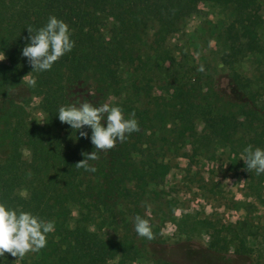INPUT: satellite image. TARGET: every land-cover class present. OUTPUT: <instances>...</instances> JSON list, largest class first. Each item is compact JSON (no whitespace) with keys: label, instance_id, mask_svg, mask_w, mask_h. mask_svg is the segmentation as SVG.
<instances>
[{"label":"trees","instance_id":"16d2710c","mask_svg":"<svg viewBox=\"0 0 264 264\" xmlns=\"http://www.w3.org/2000/svg\"><path fill=\"white\" fill-rule=\"evenodd\" d=\"M259 1L0 0V54L6 60L0 63V202L55 222L54 232L47 235V246L35 253L34 264H109L117 257L114 264H125L137 257L140 251L131 239H102L84 226L69 228L70 206L93 211L120 195L126 182H132L140 193L149 184H160L169 170L162 160L165 149H175L177 142L184 143L190 137L195 118L200 119L203 130L193 137V145L216 143L241 156L248 145L264 149V103L235 71L228 74L232 95L218 96L225 107L228 105L222 112L200 106L199 96L184 88H175L169 95L170 110L153 113L122 97V75L139 69L144 63L141 58L166 55L161 46L201 2L229 9L231 26L240 30L249 49L260 51ZM50 16L68 24L75 46L51 70L32 72L22 55L30 42L27 28L38 30ZM30 72L43 93V126L25 120L22 105L26 90L21 77ZM78 86L101 98H119L125 118L134 112L141 129L125 142L118 141L113 149L99 152L98 160L89 161L97 169L94 173L75 167L85 158L82 153L96 151L91 129H81L88 133L84 138L58 118L59 108L69 105V93ZM167 117L173 122L170 142L160 132ZM23 146L30 152L27 163L22 160ZM134 153L139 156L137 160L132 157ZM26 172V203L16 208L4 198ZM80 216L83 220L87 217L83 213ZM162 253L169 255V250ZM178 256L194 264L193 257L182 248Z\"/></svg>","mask_w":264,"mask_h":264},{"label":"rangeland","instance_id":"374dc122","mask_svg":"<svg viewBox=\"0 0 264 264\" xmlns=\"http://www.w3.org/2000/svg\"><path fill=\"white\" fill-rule=\"evenodd\" d=\"M258 14L262 20L257 29L260 51L249 49L240 30L231 26L229 9L199 3L196 12L180 21L161 46L166 55L141 58L144 63L139 69H129L122 75V97L153 113L170 110L169 95L175 88H184L199 96L200 106L222 112L228 105L225 107L218 96L232 95L228 74L235 71L264 103V0L259 1ZM201 65L203 72L198 71ZM26 75L21 77L26 90L22 105L25 120L43 126V93L23 81ZM84 100L96 106L106 102L118 106L120 102L113 96L101 98L81 86L70 91L69 105L79 106ZM172 128L173 122L167 117L160 132L169 142ZM202 130L203 124L197 117L190 137L184 143L177 142L175 149H165L162 160L169 170L160 184H149L140 193L132 182H126L120 195L93 211L72 204L67 226H84L102 239H131L140 254L125 264H187L184 257L178 256L181 248L193 257L194 264H264L262 174L248 172L241 155L226 147L216 143L193 145V137ZM157 136L160 140L161 135ZM132 157L139 158L136 153ZM22 160L30 161L26 146L22 148ZM25 180H29L28 172L20 184L9 188L5 202L24 207ZM81 213L87 216L84 220ZM136 215L149 220L154 239L138 236L134 229ZM166 248L168 256L162 253ZM35 257V253H28L18 259L5 253L0 264H34ZM117 260L118 257L109 264Z\"/></svg>","mask_w":264,"mask_h":264},{"label":"clouds","instance_id":"9594fccd","mask_svg":"<svg viewBox=\"0 0 264 264\" xmlns=\"http://www.w3.org/2000/svg\"><path fill=\"white\" fill-rule=\"evenodd\" d=\"M27 30L30 42L22 49V55L28 59L32 72L51 70L54 63L75 46V42L70 38L68 24L55 16H50L47 24L38 30L31 26ZM4 59L2 53L0 61ZM198 71H204L203 65ZM32 72L27 74L23 81L35 87L36 79L31 77ZM58 118L61 123L70 125L76 132L79 131L81 137L88 138V133L81 129L85 126L91 129L90 139L96 151L82 153L85 158L76 163L75 167L92 173L97 169L89 161L98 160L99 152L113 149L118 141L123 143L130 134L141 130L134 112L129 118H125L121 107L107 102L96 106L84 100L79 106L76 104L61 106ZM241 159L248 172L255 171L257 176L264 174V149L259 147L253 149L252 145H248L244 148ZM134 229L142 238L148 240L155 238L149 220L140 215L134 217ZM54 230V221H47L21 209L10 208L4 202H0V257L8 253L12 257L22 259L28 253H38L47 246V235Z\"/></svg>","mask_w":264,"mask_h":264}]
</instances>
